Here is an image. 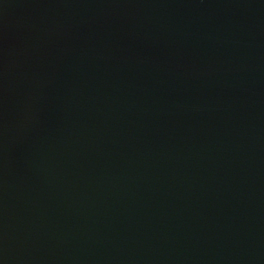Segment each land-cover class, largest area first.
Returning a JSON list of instances; mask_svg holds the SVG:
<instances>
[{"label": "water", "instance_id": "water-1", "mask_svg": "<svg viewBox=\"0 0 264 264\" xmlns=\"http://www.w3.org/2000/svg\"><path fill=\"white\" fill-rule=\"evenodd\" d=\"M0 264H264V0H0Z\"/></svg>", "mask_w": 264, "mask_h": 264}]
</instances>
